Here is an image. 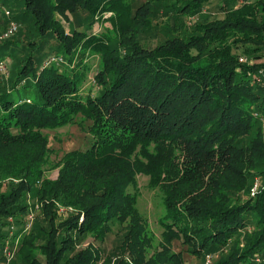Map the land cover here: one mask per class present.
I'll return each instance as SVG.
<instances>
[{
    "label": "trees",
    "instance_id": "obj_1",
    "mask_svg": "<svg viewBox=\"0 0 264 264\" xmlns=\"http://www.w3.org/2000/svg\"><path fill=\"white\" fill-rule=\"evenodd\" d=\"M212 1L0 0V264L10 238L9 264H264V0ZM71 124L89 144L49 178L48 133ZM138 175L164 209L156 250Z\"/></svg>",
    "mask_w": 264,
    "mask_h": 264
},
{
    "label": "rangeland",
    "instance_id": "obj_2",
    "mask_svg": "<svg viewBox=\"0 0 264 264\" xmlns=\"http://www.w3.org/2000/svg\"><path fill=\"white\" fill-rule=\"evenodd\" d=\"M139 3L143 2L144 0H137ZM202 15H209L212 18H220L223 16V13L220 9V1L215 0L212 1L211 3V8L209 11L204 13ZM196 17H190L188 18V24H191L194 20H196ZM62 23L65 26V29L68 31L69 27L68 25L62 21ZM110 29L109 23H100L96 24L95 31L100 33V32H109L108 30ZM4 49H0V53L3 52ZM88 66L91 69V73L89 74V78L86 82V84L83 87L82 94L86 96L88 93L95 92V88L92 83V76L93 72L96 70L97 65H98V60L96 55L90 54L88 57L87 61ZM24 95L22 94V91H16L12 92L8 96V100L15 101L17 100V97H23ZM49 137H50V145L51 148L53 149V153L49 156V162L46 165V171L45 175L49 178H56L57 175V170L50 168L56 161H58L64 152L72 151V150H81L84 146H88L89 141L87 139V136L85 132H82L76 124H71L66 127H61L60 129L54 131V132H49ZM137 185L136 188H130L129 191L131 193L138 192L139 196L137 197V209L141 213V215L147 220V232L148 235L152 239V247L154 250L158 248V243L161 239V232L162 229L158 223V220L160 217H162L164 213V209L161 203L160 195L157 190L154 189H149L147 186L148 179L144 176L138 175L137 176ZM19 227L13 226L11 229L12 231H17ZM16 229V230H15ZM119 229L118 224H114L112 228L111 234L108 236L106 239V248L107 250H112L113 247H115L118 244V235L117 231ZM10 230L8 229V235L7 237H10ZM26 232V231H25ZM29 230L26 232L28 233ZM91 238L87 239V242H90ZM9 245L12 247V242L11 238L9 239ZM174 250L179 251L183 250L185 251V248L181 245L180 242H175L174 245ZM185 254V258L187 261V264H204L205 258H197L195 256H191L187 253ZM16 257V256H15ZM15 259V258H14ZM41 261L43 259L40 258Z\"/></svg>",
    "mask_w": 264,
    "mask_h": 264
},
{
    "label": "built area",
    "instance_id": "obj_3",
    "mask_svg": "<svg viewBox=\"0 0 264 264\" xmlns=\"http://www.w3.org/2000/svg\"><path fill=\"white\" fill-rule=\"evenodd\" d=\"M6 14H8V12H6ZM17 30H18L17 24L15 22H11L10 25L8 26L7 30L2 34L1 39H6V38L10 37ZM239 61L241 63H250L248 61V59L244 58V57H240ZM51 62L62 63L63 59L60 57H50L46 61L45 65H47ZM7 72H8V70H7L6 63L4 61H0V73L6 75ZM32 221H33V214H30L27 217L26 224L24 227V231H28L31 228ZM16 250H17V242L15 244H13L11 247V245H9V242L7 241L6 245L3 248V255L5 257V264H9L10 260H12L14 258ZM212 259H213L212 255H206L204 264H211ZM257 261H259V259H257ZM243 264H246V263H243Z\"/></svg>",
    "mask_w": 264,
    "mask_h": 264
},
{
    "label": "crops",
    "instance_id": "obj_4",
    "mask_svg": "<svg viewBox=\"0 0 264 264\" xmlns=\"http://www.w3.org/2000/svg\"><path fill=\"white\" fill-rule=\"evenodd\" d=\"M210 10V9H209Z\"/></svg>",
    "mask_w": 264,
    "mask_h": 264
}]
</instances>
